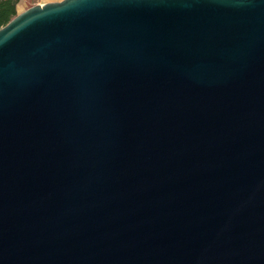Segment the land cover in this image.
I'll return each mask as SVG.
<instances>
[{"label":"water","instance_id":"1","mask_svg":"<svg viewBox=\"0 0 264 264\" xmlns=\"http://www.w3.org/2000/svg\"><path fill=\"white\" fill-rule=\"evenodd\" d=\"M0 264H264V0L1 27Z\"/></svg>","mask_w":264,"mask_h":264},{"label":"trees","instance_id":"2","mask_svg":"<svg viewBox=\"0 0 264 264\" xmlns=\"http://www.w3.org/2000/svg\"><path fill=\"white\" fill-rule=\"evenodd\" d=\"M18 0H0V28L16 15Z\"/></svg>","mask_w":264,"mask_h":264},{"label":"rangeland","instance_id":"3","mask_svg":"<svg viewBox=\"0 0 264 264\" xmlns=\"http://www.w3.org/2000/svg\"><path fill=\"white\" fill-rule=\"evenodd\" d=\"M34 5V3H33V1L30 3V2H27V3H25V4H23V3H18L17 5H16V14L17 13H19V12H22L23 10H25V9H27V8H29V7H31V6H33Z\"/></svg>","mask_w":264,"mask_h":264},{"label":"crops","instance_id":"4","mask_svg":"<svg viewBox=\"0 0 264 264\" xmlns=\"http://www.w3.org/2000/svg\"><path fill=\"white\" fill-rule=\"evenodd\" d=\"M32 1L35 5V4H43V3H48V2H57V1H61V0H21V1L18 0V3L25 4L27 2L31 3Z\"/></svg>","mask_w":264,"mask_h":264},{"label":"built area","instance_id":"5","mask_svg":"<svg viewBox=\"0 0 264 264\" xmlns=\"http://www.w3.org/2000/svg\"><path fill=\"white\" fill-rule=\"evenodd\" d=\"M19 1H21V0H19Z\"/></svg>","mask_w":264,"mask_h":264}]
</instances>
